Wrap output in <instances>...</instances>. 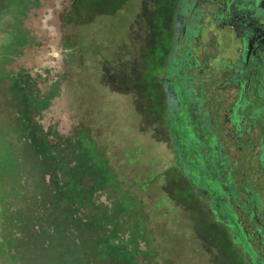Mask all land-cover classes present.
<instances>
[{"label":"flooded vegetation","instance_id":"af4514ba","mask_svg":"<svg viewBox=\"0 0 264 264\" xmlns=\"http://www.w3.org/2000/svg\"><path fill=\"white\" fill-rule=\"evenodd\" d=\"M140 2L152 8L143 66L129 73L134 100L152 101L158 90L160 104L139 116L166 134L170 201L180 196L200 210L188 223L190 243L174 257L264 264V0H133L126 30L107 25L99 40L91 30V54L117 48L125 59ZM117 67L124 90L127 72Z\"/></svg>","mask_w":264,"mask_h":264},{"label":"rangeland","instance_id":"374dc122","mask_svg":"<svg viewBox=\"0 0 264 264\" xmlns=\"http://www.w3.org/2000/svg\"><path fill=\"white\" fill-rule=\"evenodd\" d=\"M147 6L152 8L151 3L145 2L144 8L140 2L135 46H126L122 60L117 48L112 54L101 49L96 58L87 46L91 30L97 40L107 25L110 31L120 32L124 26L126 30L133 0H0V127L8 137L12 132L24 137L25 119L32 115L43 128L55 127L64 136L91 133L125 192L137 195L140 210L148 217L142 229L134 226L130 211L121 212L122 230L130 240L117 252L114 264H184L187 257L174 255L190 243L188 223L199 217L200 210L189 211L180 196L170 201L166 134L154 118L139 116L141 109L150 113L152 101H160L158 90L150 87L154 100L144 96L139 105L131 89L129 73H138L148 47ZM117 66L127 72L124 90ZM45 105L49 107L43 109ZM10 140L0 142V162L9 154V145L20 148V140ZM135 153L137 160L130 162ZM147 179L152 180L143 188ZM106 257H101L102 264H110L112 256Z\"/></svg>","mask_w":264,"mask_h":264},{"label":"trees","instance_id":"16d2710c","mask_svg":"<svg viewBox=\"0 0 264 264\" xmlns=\"http://www.w3.org/2000/svg\"><path fill=\"white\" fill-rule=\"evenodd\" d=\"M26 118L24 137L0 127V142L20 140L0 162V264H102L107 254L114 264L130 240L121 212L147 227L137 195L125 192L91 133L64 136Z\"/></svg>","mask_w":264,"mask_h":264}]
</instances>
